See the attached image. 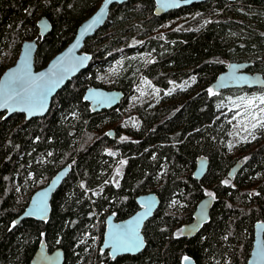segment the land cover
<instances>
[{
  "label": "trees",
  "instance_id": "trees-1",
  "mask_svg": "<svg viewBox=\"0 0 264 264\" xmlns=\"http://www.w3.org/2000/svg\"><path fill=\"white\" fill-rule=\"evenodd\" d=\"M102 1L0 0V78L26 40H39L35 65L45 67ZM155 9V0L114 6L85 43L93 56L89 68L57 94L47 116L0 114V264H29L43 242L49 251L62 249L65 264H182L185 256L197 264H247L255 224L264 221V131L249 151L232 156L225 118L234 97L264 89L216 92L212 84L235 61L253 62L249 72L264 75V0H214L163 16ZM43 16L52 31L40 38ZM146 53L150 62L142 66ZM120 56L122 71L106 86L98 72ZM141 78L160 90L161 100L129 108ZM88 87L122 91L124 100L96 113L84 100ZM126 111L136 125L122 129ZM110 127L118 139L106 135ZM200 157L209 167L197 180ZM116 158L126 160L121 172ZM238 161L242 167L232 178ZM68 164L49 220L16 223L32 195ZM150 192L161 203L144 227L146 249L111 258L101 249L106 218H129L140 209L136 198ZM209 193L215 198L209 223L193 238L182 236Z\"/></svg>",
  "mask_w": 264,
  "mask_h": 264
},
{
  "label": "water",
  "instance_id": "water-1",
  "mask_svg": "<svg viewBox=\"0 0 264 264\" xmlns=\"http://www.w3.org/2000/svg\"><path fill=\"white\" fill-rule=\"evenodd\" d=\"M127 1L129 0H103L98 9L80 24L70 44L42 69L37 70L35 65L39 40L24 41L16 62L0 78V114L4 113L5 118L23 114L27 120L47 116L57 94L89 68L93 56L84 52L86 41L106 25L114 6ZM208 1L214 0H155V14L163 16L180 8ZM223 1L234 3L237 0ZM37 26L40 38L46 37L52 31V24L45 16L39 19ZM252 65L253 62L245 61L229 63L212 84L213 89L216 92L245 88L264 89V75L260 72H248ZM123 99L122 91L104 87H88L84 94V100L90 103L96 113L117 108ZM113 132L109 131L108 134ZM240 166L241 163H238L232 169L231 177ZM208 167L209 160L200 157L193 173L194 178L202 180ZM71 170L72 166L68 164L59 170L46 186L38 189L23 213L16 219V223L25 219L48 221L51 216L52 198ZM136 202L140 209L129 218L117 221L114 214L106 218L101 249L108 251L111 258L138 255L146 249L144 227L158 210L161 201L155 192H150L139 195ZM214 203L213 196H206L198 202L192 221L182 226V236L190 239L200 233L211 219ZM134 241L139 242V247H135L132 243ZM185 257L182 264H197L194 258ZM29 264H65V252L60 248L49 251L47 244L43 242ZM247 264H264V221L255 224L253 249Z\"/></svg>",
  "mask_w": 264,
  "mask_h": 264
},
{
  "label": "rangeland",
  "instance_id": "rangeland-1",
  "mask_svg": "<svg viewBox=\"0 0 264 264\" xmlns=\"http://www.w3.org/2000/svg\"><path fill=\"white\" fill-rule=\"evenodd\" d=\"M101 3L98 5V7L101 5ZM143 55L144 56L140 59L139 63L142 64V66H145L150 61H148V53ZM3 62L4 57L2 56L0 57V63L3 64ZM94 66L97 65L94 64L92 67ZM121 71L122 59L120 56L117 60H115V62L109 63L105 66V68L101 69V71L98 72V77L103 81V84L109 86ZM185 81L186 80H184L183 83L188 84L193 82L191 79L188 80L190 82ZM171 85L172 87H175L174 83H171ZM134 88L135 92L128 98L127 106L129 108L134 105L143 106L148 103L154 106L158 101L161 100L160 90L145 78L139 79ZM260 97H264V92H243V94L238 95L234 97L233 100H231V103L226 110V114L228 116H226L225 121L226 123H230L231 126V130L228 133L227 145L229 154L232 156L238 154L241 149L245 150V153L249 151L247 145H249L250 148L255 146L257 140L260 138V132L264 131V104L260 103V100L258 99ZM248 101H252L251 106H249ZM125 110L126 108L123 110V112ZM128 111L125 112L122 129H125L128 126L133 127L136 125V122L134 121V115L131 114L128 116ZM253 125H255V127H253ZM108 131H114L116 139L120 137V134L116 132L115 127L107 128L106 132ZM125 161L126 160H117V158L115 159L114 163L117 165L120 172L123 165L125 164ZM176 204L177 202H174L172 206L174 207Z\"/></svg>",
  "mask_w": 264,
  "mask_h": 264
},
{
  "label": "flooded vegetation",
  "instance_id": "flooded-vegetation-1",
  "mask_svg": "<svg viewBox=\"0 0 264 264\" xmlns=\"http://www.w3.org/2000/svg\"><path fill=\"white\" fill-rule=\"evenodd\" d=\"M226 69V68H225ZM248 72H249V70H248ZM108 89V88H107ZM110 90H116V89H110ZM124 100V99H123ZM123 100H122V102H123ZM121 102V103H122ZM109 132V131H108ZM108 132H106V135L109 137V138H111L112 139V137L115 135V132H113V133H110V134H108ZM116 136V135H115ZM114 136V139H112V140H115L116 139V137ZM238 163H241V166L238 168V170L237 171H239L240 169H241V167H242V162L241 161H238L233 167H232V169L236 166V165H238ZM232 169H231V171H232ZM231 171H230V174H231ZM237 171L235 172V174L237 173ZM234 174V175H235ZM234 175L232 176V178L234 177ZM116 217V216H115ZM117 219V218H116ZM106 221V220H105ZM117 221H119V220H117ZM181 229H182V227H181ZM105 233V232H104ZM104 237V236H103ZM101 247H102V245H101Z\"/></svg>",
  "mask_w": 264,
  "mask_h": 264
},
{
  "label": "snow or ice",
  "instance_id": "snow-or-ice-1",
  "mask_svg": "<svg viewBox=\"0 0 264 264\" xmlns=\"http://www.w3.org/2000/svg\"><path fill=\"white\" fill-rule=\"evenodd\" d=\"M212 90L211 89H209V92H211ZM259 100H260V103L261 104H264V97H260V98H258ZM248 104H249V106H251V104H252V101H248ZM253 127H255V125H253ZM224 183H227V181H225ZM209 196H211L212 194L211 193H209L208 194ZM134 245H135V247H139V242L138 241H134V242H132ZM119 250V249H118ZM185 259H187V257H185Z\"/></svg>",
  "mask_w": 264,
  "mask_h": 264
},
{
  "label": "bare ground",
  "instance_id": "bare-ground-1",
  "mask_svg": "<svg viewBox=\"0 0 264 264\" xmlns=\"http://www.w3.org/2000/svg\"><path fill=\"white\" fill-rule=\"evenodd\" d=\"M185 225V224H184Z\"/></svg>",
  "mask_w": 264,
  "mask_h": 264
}]
</instances>
